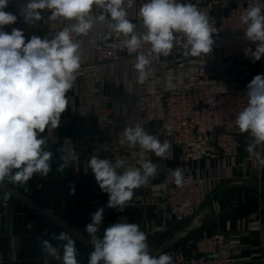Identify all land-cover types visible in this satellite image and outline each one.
Segmentation results:
<instances>
[{
  "label": "clouds",
  "instance_id": "1",
  "mask_svg": "<svg viewBox=\"0 0 264 264\" xmlns=\"http://www.w3.org/2000/svg\"><path fill=\"white\" fill-rule=\"evenodd\" d=\"M137 0H28L20 7L24 22L41 21L40 10H50L48 20L65 26L51 36L32 35L26 42L24 32L5 25L15 24L17 15L6 12L9 0H0V189L6 184L26 186L35 174L46 178L52 171L53 151L48 148L47 130L51 135L60 127L61 114L69 104L67 93L74 87L84 56V39L101 25L106 29L102 39L123 38L122 44L109 43V48L135 53L136 84L143 85L152 75V64L168 57L174 48L184 56L201 57L212 52L213 34L209 16L196 4L181 0H144L139 5V23L129 19V10ZM245 30L244 39L256 45L244 49L253 63L264 56V3L250 4L239 17ZM148 46L145 49V46ZM247 105L236 114L234 127L239 134L248 133L246 152L264 166V75H256L247 85ZM141 122L127 125L123 136L130 148L139 146L144 152L169 159L172 144L150 134ZM57 172L71 164L76 153L71 141L62 148ZM138 166H125L123 159L115 162L93 154L88 168L99 188L109 195L106 205L123 211L133 200L134 192L159 175V165L150 159L136 161ZM122 170V171H121ZM172 182L179 188L191 183L183 169L169 170ZM71 187V194L75 188ZM167 189L168 181L158 185ZM5 191L7 204L12 196ZM104 208L91 216L86 225L93 250L88 264H174L170 253L158 256L149 251L148 238L138 224L126 220L108 226L103 237L97 234L103 221ZM52 241H56L53 244ZM45 256L59 264H79L76 242L67 231L51 234V239L38 237Z\"/></svg>",
  "mask_w": 264,
  "mask_h": 264
},
{
  "label": "crops",
  "instance_id": "2",
  "mask_svg": "<svg viewBox=\"0 0 264 264\" xmlns=\"http://www.w3.org/2000/svg\"><path fill=\"white\" fill-rule=\"evenodd\" d=\"M5 11L9 12L7 9ZM40 12L43 19L39 21L37 36L41 38H51L56 31L70 23L52 24L48 20L49 10ZM22 18L17 17L15 24L5 25L3 30L10 33L12 28H17L24 32ZM130 20L139 23L138 16ZM105 32L106 29L98 24L89 37L83 38L82 64L93 60L95 45L111 43L116 38L113 36L108 41L103 40ZM29 39L25 35L26 42ZM134 62L131 57L124 61L100 64L97 66L96 78L79 80L77 89L67 93L68 108L61 114L65 121L51 135L47 130L42 134L48 137V148L54 153L52 171L46 178L35 174L26 186L6 184L0 189V264H44L45 256L38 244V237L51 239L52 233L58 234L60 231L69 232L75 240L79 264H88V255L93 246L89 243L85 229L91 223L92 214L101 207L104 208V218L97 234L99 237H103L108 226L126 220L138 224L146 233L149 251L182 225L169 222L166 231L157 230L166 220L154 188L171 178L169 170L176 168L174 158L161 159L153 153L151 158H147L159 165V175L136 189L133 200L123 211L106 207L109 195L99 188L94 174L88 168V160L93 154L113 162L117 159L108 153L109 148L100 135L98 115L101 112L110 116L118 114L130 117L133 125L139 120L136 110L139 85L135 82ZM67 139L71 141L76 156L61 173L56 171L61 162V153L57 149L62 148ZM249 140L243 142L241 153L235 159L219 155L195 162L199 174L207 177L216 187L215 198L209 204L213 205V209L218 204V211L187 237L196 236L202 231L232 236L246 232L250 222L259 221L260 229L242 235L240 257L244 261L241 264L264 258V166L246 152ZM121 153L126 154L123 149ZM70 186H74V194H71ZM5 191L13 193L7 204L2 201ZM158 235L161 236L157 238ZM174 247L167 252L171 253ZM48 264L59 262L49 258Z\"/></svg>",
  "mask_w": 264,
  "mask_h": 264
},
{
  "label": "built area",
  "instance_id": "3",
  "mask_svg": "<svg viewBox=\"0 0 264 264\" xmlns=\"http://www.w3.org/2000/svg\"><path fill=\"white\" fill-rule=\"evenodd\" d=\"M28 0H9L7 10L17 17L20 7ZM137 0L129 10V19L136 18L139 5ZM191 2L209 16L216 28L213 34L212 52L206 56H184L183 50L174 48L171 55L161 57L152 64V75L143 85L138 86L136 110L138 122L150 134L167 139L172 144L171 157L176 168L183 169L191 183L177 187L169 178L167 189L155 187L160 204L165 211V224L157 228L166 231L169 222H185L193 218L209 201L215 198V186L207 177L199 174L195 162L204 157L227 156L237 158L248 133L239 134L234 127L236 114L247 105V85L256 75H264V56L253 63L244 55V49L256 45L244 39L245 30L240 15L250 4L264 3V0H181ZM51 11L49 10V16ZM25 24L24 33L29 39L37 35L39 21ZM51 22V21H50ZM58 22H52L56 24ZM123 38H115L111 43L122 44ZM106 42L94 46V58L81 64L74 87L79 80L96 78L97 66L109 62L135 60V53L109 48ZM148 46H145V49ZM65 118H61V123ZM100 135L114 158L125 161V166L136 164L137 160L152 157V153L142 151L139 146L130 148L123 136L127 125H133L130 117L118 114L98 115ZM122 149L126 153H121ZM260 229V222L248 224L246 232L226 236L222 232L202 231L187 238L184 244L172 249L174 264H241L242 235ZM249 264H264V258L248 260Z\"/></svg>",
  "mask_w": 264,
  "mask_h": 264
},
{
  "label": "water",
  "instance_id": "4",
  "mask_svg": "<svg viewBox=\"0 0 264 264\" xmlns=\"http://www.w3.org/2000/svg\"><path fill=\"white\" fill-rule=\"evenodd\" d=\"M213 205L205 204L204 207L198 212L196 216L182 224L180 228L173 233L169 234L167 237L159 241L158 245L156 244L151 248L150 252L153 255H159L160 253L167 252L174 245L178 244L185 238H187L191 233L197 230L199 227H202L205 224V221L209 217H213L215 212L218 211V204L215 205V208H212Z\"/></svg>",
  "mask_w": 264,
  "mask_h": 264
},
{
  "label": "rangeland",
  "instance_id": "5",
  "mask_svg": "<svg viewBox=\"0 0 264 264\" xmlns=\"http://www.w3.org/2000/svg\"><path fill=\"white\" fill-rule=\"evenodd\" d=\"M207 204H209V202H207ZM204 207V206H203ZM192 219V218H191ZM190 220V219H189ZM188 220V221H189ZM187 221H185V222H178L179 224H184V223H186ZM187 241V240H186ZM186 241H184L182 244H184Z\"/></svg>",
  "mask_w": 264,
  "mask_h": 264
},
{
  "label": "trees",
  "instance_id": "6",
  "mask_svg": "<svg viewBox=\"0 0 264 264\" xmlns=\"http://www.w3.org/2000/svg\"><path fill=\"white\" fill-rule=\"evenodd\" d=\"M210 233V232H209ZM162 235V234H161ZM161 235H158L157 238H159ZM165 253H168V252H165Z\"/></svg>",
  "mask_w": 264,
  "mask_h": 264
}]
</instances>
